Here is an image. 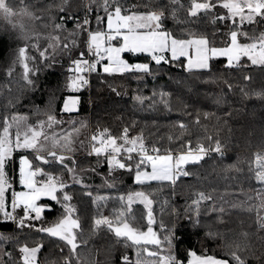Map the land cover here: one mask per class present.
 Segmentation results:
<instances>
[{
    "label": "trees",
    "instance_id": "trees-1",
    "mask_svg": "<svg viewBox=\"0 0 264 264\" xmlns=\"http://www.w3.org/2000/svg\"><path fill=\"white\" fill-rule=\"evenodd\" d=\"M14 2L23 7L19 0ZM120 2L134 12L166 6L163 26L174 35L184 38L191 31L207 35L216 47H224L228 43L230 23L218 21L212 24L209 22L211 14L193 21L170 0ZM183 2L186 4L187 0ZM59 3L61 0H25L29 10L41 17L35 21L22 18L30 35L39 34L41 48L55 43L51 40L53 36H59L62 41L66 38L76 40V46L70 45L69 50L49 49L48 60L41 62L37 59L34 66L38 72L31 76L33 85H27L21 79L23 69L19 64L15 65L11 77L7 73L13 66L18 48L35 41L23 40L19 27L14 28L3 16L0 19V122L5 117L20 115L27 117V121L20 124L23 127L24 123L45 121L51 114L60 123L46 127L50 138L59 139L71 133L69 147L72 151H64L67 157L64 162L74 169L76 179L82 180V184L75 183L73 174L60 164H41L34 159L36 153L33 150L26 154L34 166L56 175L62 174L69 185L64 191L73 197L70 203L76 209L74 215L79 218L83 229L78 239L85 241L76 249L79 264H121L124 255L135 259V249L124 247L123 242L106 228L93 231V218L101 214L113 215L121 207L117 198L136 191L145 192L153 201L152 209L157 220L154 230L163 237L164 232L159 228L162 221L174 231L173 254L182 264H188L190 251L231 261L228 255L231 250L238 251L246 264H264V229L260 228L257 215L259 212L264 216V208L259 207L261 198L257 196L264 193V185L256 180L254 171L249 170L250 166L254 169L255 154H264V96L258 95L264 93V65H253L246 56H242L239 64L233 67L226 66L225 59L217 58L212 60L206 71H188L182 60L156 64L149 56L126 53L124 58L130 64H148L151 74L127 72L107 75L100 69L89 85L84 84L78 91H72L71 80L76 73L69 68L74 67L72 61L79 59L81 51L86 57L88 49L86 32L78 36L70 34L79 32L77 23L82 22L86 15L90 30H104L105 24H97L96 16H104L105 13L100 0H91V3L89 0L88 7L85 0H69L68 13H60L56 9L55 5ZM173 8L178 9L176 16L184 23H177L172 18L170 10ZM214 11L224 14L225 10L217 8ZM67 14L75 18L60 19ZM20 19L14 18V22ZM55 24H62L63 28L55 29ZM244 29L250 35H259L264 31V24H245ZM240 42L250 43L251 40L241 37ZM29 54L38 55L31 48ZM161 93L168 95L162 98ZM69 96L80 98L76 112L63 111ZM137 97L145 98L143 103ZM197 118L199 123H196ZM180 122L187 128L181 129ZM125 128L129 130V137L142 136L148 149L155 146L162 152L165 149L181 151V145L189 140L193 147L198 142L207 146L210 144L207 136L210 135L223 145L224 155L212 152L199 163L188 164L186 169L191 173L190 177L179 176L175 184H136L134 167L131 172L120 169L109 175L106 159L89 156L94 134L107 129L108 134L119 137ZM12 131L15 132V127ZM60 142L63 144L64 140ZM51 146L50 139L47 148ZM56 150L61 151L59 147ZM135 160L137 158L126 163L134 166ZM7 170L11 172V164ZM41 179L46 177L41 176ZM88 192L92 196L87 195ZM201 192L210 195L212 200L200 203L197 217L192 211L195 207L192 202ZM97 196L107 198L97 202L102 207L93 202ZM7 202L8 205L11 203V192H8ZM40 204L47 207L42 218L32 222L37 227H47L62 215L63 209L56 201L47 199ZM213 207L223 208L224 212L213 211ZM131 208L135 226L146 230L144 204L137 200ZM19 212H23L22 209ZM197 219L198 225L195 223ZM209 232L218 235L210 238ZM0 234L10 238L2 243L3 251L12 254V259L3 257L7 264H22L19 247L24 244L32 247L37 243L43 245L37 254L38 264H65V257L69 264H78L77 257L69 252L63 241L33 228L21 229L12 221L0 218ZM236 244L240 245L238 250Z\"/></svg>",
    "mask_w": 264,
    "mask_h": 264
},
{
    "label": "snow or ice",
    "instance_id": "snow-or-ice-1",
    "mask_svg": "<svg viewBox=\"0 0 264 264\" xmlns=\"http://www.w3.org/2000/svg\"><path fill=\"white\" fill-rule=\"evenodd\" d=\"M91 3V0H90ZM172 5H178L179 9L186 12L187 17L197 20L210 16L209 22L212 24L219 22H229L230 30L228 32V43L224 47H216L214 43L205 34H196L188 31L184 38L174 35L166 30L163 26L165 18L166 6H159L157 9H151L146 12H134L129 8L124 7L120 0H100L105 15L96 16L97 24H105L104 30L97 29L92 31L89 29L90 24L87 15L82 22L77 23L79 32L71 33L70 36H78L82 32L87 33L85 41L88 55L95 57V62L85 58V52L79 53V59L72 61L74 67H70L69 71L77 73L75 78H72L71 85L75 90L77 82L80 86L87 84V80L82 73L92 72L97 68V64L106 60L103 64V71L109 75L113 73L124 72H143L151 74V69L148 64H129L121 58V54L125 52L131 53H146L151 57V60L156 64L169 63L171 60H178L184 57L187 60V68L189 70L208 69L209 60L217 57H226L228 67H233L239 64L241 56H246L253 65H264V31L259 35H250L248 30L244 29V25H261L264 24V0H187L185 4L183 0H170ZM19 4L23 7H18L14 0H0V16L7 19L13 27H19L23 33L22 39H29L35 42L31 45L25 43L24 46L18 48L16 59L13 61V66L8 69V76L11 77L15 70V65L19 64L23 71L21 79L27 85H33L34 81L31 76L36 75L38 69L34 66L37 59L41 62L50 58L49 49L60 48L61 50H69L70 45L76 46V40L62 41L59 36L51 37L55 43H49L46 48L39 46V34H29L26 31V25L23 22L24 17L33 21L40 20L41 17L29 10V6L25 4V0H19ZM69 0H61V3L55 5L60 13H68ZM220 8L225 10L224 14L215 12ZM178 9L173 8L170 14L177 23H184L176 16ZM14 18H21L14 22ZM74 19L71 14L61 16L60 19ZM55 29H62V24H55ZM244 37L251 40L250 43H241L240 38ZM119 40L120 46L114 47L111 44L113 40ZM33 49L38 55H30L29 49ZM169 54L166 56L165 54ZM249 79V77H245ZM168 95L161 93V97ZM258 95L264 96V93ZM145 98L137 97V100L143 103ZM77 101L72 100L75 105ZM166 103V101H165ZM64 111H72L67 101L64 105ZM27 121V117L13 115L11 118L5 117L0 122V218L5 221L16 223L18 228H33L37 232H42L50 237H54L63 241L69 247V252L77 257L79 264V254L76 249L85 243L81 236L83 229L80 220L74 215L76 209L70 203L73 199L72 195L66 191L69 187L68 183L62 178V174L56 175L47 172L44 168L34 166L33 163L26 157L20 159L19 179L20 184L26 189L22 192L12 193L11 211L6 202V192L11 188L10 181L6 174V164L11 159L13 151L17 149H32L36 155L35 160L41 164L57 163L66 169L70 174H73V181L81 183L82 180L76 179L74 169L69 167L64 161L67 157L64 151H72L69 147L71 144V133L66 134L62 138H50L47 128H51L54 124L60 123L56 118L48 114L47 120L38 121L35 124L21 122ZM196 123H199L197 118ZM15 127V132L12 129ZM181 129H186L187 126L179 123ZM128 128H125L121 136L115 137L108 134V130L104 129L98 134L91 137L93 142L89 155H101L106 157L109 166V175H112L116 170L133 171L135 169V183L143 185L150 181H169L175 184L180 175L185 177L191 173L185 170V166L189 163H199L206 155L215 152L223 156V145L219 140L213 139L212 136H207L209 145L197 143L195 148L192 141H187L181 145V151L173 152L171 149H165L163 152L158 147H153L151 153L144 144L142 136L129 137ZM51 139V148H47V142ZM61 139L64 143L61 144ZM172 140V137H169ZM98 145V146H97ZM57 147L61 151H57ZM132 153H137L139 159L135 160L134 166L128 164L125 160H133ZM123 157V159L121 158ZM51 158V159H49ZM75 163V161H73ZM254 169L250 166V171H254L256 180L264 185V154L256 153L254 158ZM232 167V166H230ZM150 169V171H148ZM37 176H44L46 179L37 180ZM106 183L111 184V181ZM92 196L91 192L86 193ZM258 198H261L260 208H264V193H258ZM41 197H47L52 201L59 203L63 209L62 215L53 224L47 227H37L33 221L41 219L42 213L45 211L46 205L37 203ZM106 197L97 196L94 203L106 200ZM121 207L113 212L111 216L98 215L93 218V231L104 227L108 232L114 234L118 241H122L124 247L135 249V259L124 255L121 258V264H182L180 259L173 254L174 231L167 228L161 221L159 228L164 232L161 237L154 230L153 225L157 224L155 214L152 209L153 201L149 195L143 191H136L120 196L117 198ZM139 201L144 204L146 209L143 219L147 224L146 230L135 226V217L130 215L132 212L131 205ZM205 200H212V197L206 196L203 192L198 194V198L192 203L195 207L192 211L199 217V205ZM98 207H102L97 203ZM21 208L23 215L16 214V209ZM213 211L224 212L223 208ZM258 224L264 229V216H260L259 212ZM191 219V217H189ZM222 222V219H221ZM195 223L198 225L199 220ZM218 234L209 232L210 238H215ZM246 235V234H245ZM9 237L0 234V245ZM42 244L37 243L35 246L29 247L27 244L19 247L21 253L22 264H36L37 254L40 252ZM232 246L229 245V248ZM238 250L239 244L235 245ZM63 251V248H61ZM228 259H218L212 255H197L194 251L188 253V264H246L236 250L229 251ZM7 256L12 259V254L3 251L0 248V264H7L3 259ZM65 264H69V260L65 257Z\"/></svg>",
    "mask_w": 264,
    "mask_h": 264
},
{
    "label": "rangeland",
    "instance_id": "rangeland-1",
    "mask_svg": "<svg viewBox=\"0 0 264 264\" xmlns=\"http://www.w3.org/2000/svg\"><path fill=\"white\" fill-rule=\"evenodd\" d=\"M88 2L89 0H85V4L88 5ZM0 19L2 20V16H0ZM17 51V50H15ZM217 58H223L225 59V64L227 65V58L226 57H217ZM242 58V56H241ZM240 58V59H241ZM240 61V60H239ZM77 75L74 76V78L76 77ZM84 77V76H83ZM85 78V77H84ZM86 79V78H85ZM80 89V84L79 82H77V85L75 87V90L71 87L72 91H78ZM75 99L76 101L78 100L77 97L75 96H69L67 98V103L69 104V107L72 108L73 110L72 111H66V112H73L74 110H77L78 108V105H77V102L75 103V105L72 104V100ZM65 105V104H64ZM32 149H17L15 151H13L12 153V156H11V159H9V161L7 162L6 164V174L8 176V179L10 181V184H11V188L6 192V202H7V193L8 192H11V199H12V193L14 192H22V191H26V189L20 184V179H19V170H20V159L21 157H26L28 158L27 154L29 151H31ZM175 153V152H174ZM223 155H224V152H223ZM207 156V155H206ZM29 159V158H28ZM30 160V159H29ZM8 164L10 165L11 164V172H8L7 170V166ZM189 164H192V163H189ZM188 165V164H187ZM186 165V166H187ZM185 166V167H186ZM37 180H43L41 179V176H37L36 177ZM49 198L47 197H41V199L39 201H37L38 204H40L39 202L40 201H43V200H47ZM8 203V202H7ZM11 204V203H10ZM10 204H9V210L11 211V207H10ZM41 205V204H40ZM19 209L21 208H17L18 211H16V214H20V215H23V212H19ZM42 218V216H41ZM40 220V219H39ZM0 248H2V250L4 249L2 245H0ZM36 264H38V260H37V257H36Z\"/></svg>",
    "mask_w": 264,
    "mask_h": 264
},
{
    "label": "crops",
    "instance_id": "crops-1",
    "mask_svg": "<svg viewBox=\"0 0 264 264\" xmlns=\"http://www.w3.org/2000/svg\"><path fill=\"white\" fill-rule=\"evenodd\" d=\"M105 27H106V25H105ZM120 41L117 39V40H113V41H111V44L114 46V47H119L120 46ZM126 53H130V54H134V55H146V56H148L146 53H131V52H125V53H122L121 54V58L123 59V60H125L127 63H129L125 58H124V55L126 54ZM166 56H168L169 54H165ZM150 57V56H149ZM151 58V57H150ZM213 59H217V58H212V59H210L209 60V68H210V65H211V62H212V60ZM178 60H182V61H184V63H185V67H186V69L188 70V71H206V70H208V69H195V68H193L192 70H189L188 68H187V60L184 58V57H181L180 59H178ZM107 63V61L106 60H104V64H106ZM130 64V63H129ZM136 64H141V63H136ZM133 65H135V64H133ZM101 71H102V73H104V71H103V67H101ZM124 73H127V72H124ZM104 74H107V73H104ZM117 74H123V73H113V74H111V75H117ZM76 75H77V73H76ZM83 75V74H82ZM107 75H109V74H107ZM81 87V86H80ZM79 89V88H78ZM75 97H77V105H78V107H79V103H80V98L78 97V96H75ZM67 100V99H66ZM66 102V101H65ZM63 109H64V106H63ZM77 110H78V108H77ZM77 110H74L73 112H76ZM64 111V110H63ZM66 112V111H65ZM148 171H150V169H148ZM152 182H169V181H150V182H147V183H145V184H148V183H152ZM137 184V183H136ZM7 199H8V193H7ZM40 203V202H39ZM46 209V208H45ZM19 210H21V209H19ZM18 211V210H17Z\"/></svg>",
    "mask_w": 264,
    "mask_h": 264
},
{
    "label": "built area",
    "instance_id": "built-area-1",
    "mask_svg": "<svg viewBox=\"0 0 264 264\" xmlns=\"http://www.w3.org/2000/svg\"><path fill=\"white\" fill-rule=\"evenodd\" d=\"M87 7H88V5H87ZM87 18H88V16H87ZM85 58H87V59H89V60H91V61H93V62H95V57L94 56H91V55H88V52H87V55H86V57ZM104 64V61H101L99 64H97V68H96V70L95 71H92V72H84V73H82L83 74V76L86 78V80H87V83H88V85L90 84V81H91V78L93 77V75H95L96 73H98L99 71H100V69H101V67H102V65ZM92 141H91V145H92ZM195 148V147H194ZM148 149V148H147ZM151 150L152 149H148V151L151 153ZM90 157H96V155H89ZM132 156H133V158L135 159V158H137V159H139V156L137 155V153H132ZM101 157H103L104 159H106V157L105 156H103V155H101ZM122 159H123V157H121ZM130 161H132V160H125V162H130ZM185 170H187L186 169V167H185ZM180 176H183V175H180ZM190 177V175L189 176H187V178H189ZM16 211H17V209H16ZM14 223V222H13ZM14 224H16V223H14Z\"/></svg>",
    "mask_w": 264,
    "mask_h": 264
}]
</instances>
